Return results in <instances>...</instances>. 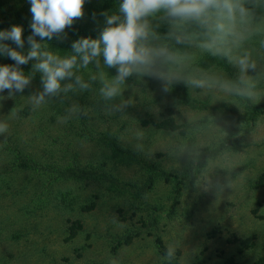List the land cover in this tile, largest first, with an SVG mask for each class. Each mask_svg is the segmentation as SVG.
<instances>
[{
	"label": "rangeland",
	"instance_id": "rangeland-1",
	"mask_svg": "<svg viewBox=\"0 0 264 264\" xmlns=\"http://www.w3.org/2000/svg\"><path fill=\"white\" fill-rule=\"evenodd\" d=\"M7 1L25 12H10L0 30L23 25L24 44L2 42L28 53L30 5ZM104 2H85L72 26L105 30L118 12L99 22L91 4L99 10ZM233 2L246 14L236 13L231 24L214 12L187 29L189 19L165 10L142 18L147 35L137 46L152 53L151 63L130 66L119 83V65H107L102 52L85 64L90 53L80 51L77 69L51 93L37 67L42 57L22 65L0 59L28 79L22 90L0 91V264H163L177 251L182 264H232L231 258L264 264V0ZM172 29L173 41L166 39ZM33 39L40 52L73 57L71 46L58 47L62 41L55 36ZM109 87L117 89L112 96L106 95ZM109 131L131 153L112 151L104 139ZM14 148L24 157L61 167L73 162V170L94 173L47 180L51 202L19 220L15 208L21 202L13 205L6 181L32 180L26 192H41L43 184L37 189L34 183L45 176L8 170L7 153ZM193 164L192 181L180 183L153 168L187 177ZM74 225L77 234L70 238Z\"/></svg>",
	"mask_w": 264,
	"mask_h": 264
},
{
	"label": "clouds",
	"instance_id": "clouds-1",
	"mask_svg": "<svg viewBox=\"0 0 264 264\" xmlns=\"http://www.w3.org/2000/svg\"><path fill=\"white\" fill-rule=\"evenodd\" d=\"M27 2L32 17L30 25L32 35L28 37L30 51L23 55L0 43V55L7 54L15 65L42 57L37 67L46 76L45 92L51 93L59 88L60 79L72 68L73 59H57L50 53L40 52L41 45L33 38L51 39L54 34L61 32L74 18L82 15L85 0H27ZM159 10H165L173 17L201 22H206L214 12L218 20H227L230 24L235 20L236 13H239L241 18L246 14L245 9L233 0H122L120 11L124 14L123 22L116 23L118 17H109L106 21L108 27L98 41L84 39L73 47L76 51L90 53L83 56L85 64L90 57L100 55L102 52L107 65H119V76L116 81L119 83L133 70L130 66H147L151 63L152 53L137 46V42L147 35L146 25L140 21ZM216 28L224 31L225 25L217 23ZM23 32V25L14 24L7 30H0V41L11 40L18 47H23ZM239 63L242 67L246 65L244 59H240ZM27 84L28 79L15 66L0 65V91L22 90ZM116 91L115 87H109L106 95L112 96Z\"/></svg>",
	"mask_w": 264,
	"mask_h": 264
},
{
	"label": "trees",
	"instance_id": "trees-1",
	"mask_svg": "<svg viewBox=\"0 0 264 264\" xmlns=\"http://www.w3.org/2000/svg\"><path fill=\"white\" fill-rule=\"evenodd\" d=\"M89 0H85V2H88ZM118 1H122V0H105L104 4L100 5V9L98 10L94 4L92 5L91 4V8L93 9V15L96 17V19L99 21V22H102L101 20H104L107 16L109 17L110 14H112L113 12H118V14H112L111 16H116L118 17L119 19H122L124 18V14L120 11V7L118 6ZM16 6L18 5H13L10 6V4L8 3L7 0H0V29L2 28H6V25L7 23L9 22V18H10V12H13L15 9H18L16 14H24V10L21 8V7H17L15 8ZM104 8L103 10L101 9ZM117 19V20H119ZM195 22V20H189L186 24H185V27L186 29L189 28L193 23ZM67 27H69L71 30H69L68 32V36H65V32H59V33H56L54 34L53 36H55L57 39H60L62 41L61 44L58 45V47H60V45L64 48L66 47H69L71 46V49L74 51L73 52V57L71 59H73V66H72V70L74 69H77V64H79L81 61V53L80 51H76V49L73 47V45H70L71 41L72 43L74 44L75 42V39L74 38H78L79 37V41H82L84 39H89V40H99L102 32L104 30L103 27L104 25L101 27V31L99 32H95L93 31L92 32V29L89 31L87 27H84L81 28V27H78V26H75L72 24L68 25ZM185 31V28H181L178 29V32L177 30H173L172 29V32L169 33L168 35H166V39H171V35L172 33L174 32H177L179 33L180 36H183V33ZM92 34L91 36H89V34ZM185 35V33H184ZM174 38L171 39V41H173ZM0 43H2L3 45H5L6 47L8 48H11V46L9 45H6L5 42H2L0 41ZM170 47H173V44L171 42L168 43L166 49H168L166 52H168L170 49ZM12 49H15L16 51L20 52L21 54L23 55H27L26 52H23L22 49H18L17 46L12 48ZM77 52V53H76ZM3 58L7 61H13L11 60L7 54H3V55H0V59ZM4 60V61H5ZM15 62L13 61V64ZM241 95H243V91L241 90ZM259 110H257L256 112H258ZM104 139L108 141V145L110 146L111 150L114 151V152H118L120 154H128V153H131L130 152V149L129 148H124L120 145L119 142L116 141V135H114L112 132H108L107 134H105L104 136ZM14 151V152H13ZM215 153V152H214ZM8 157L10 158L11 160V167L8 169H12V168H16V171H17V168H19L20 170H29L31 171L33 174H37L39 176H45V179H43V177H39L38 180L35 184V187L39 188L41 186V184L39 182H41L44 186L43 190L41 192H37L36 190H34V188H30L29 192H26V190H28V187L30 185H32V180H27L25 183H24V178H16V182H13V181H6V183L8 185H11L12 187V190H10V197L11 199L13 200V205L15 207H17L16 205L17 204H20V206L18 208H15V211L16 213L18 214L17 217L19 220L23 219L25 216H32V213L34 212L35 214L39 211H44L45 210V206H47L50 202H51V190H50V187L47 186L48 185V182H46L47 180H53V178H55V176L57 177H63L62 179L63 180H69L71 178H78V179H81L82 176L87 172H83V171H75L73 170L74 166L73 165V162L69 163V165L67 167H61V166H56L54 164H51V162H43V160H38L36 158H32V157H24V154L21 153L18 148H14L11 152V156L10 154H8ZM86 167L90 166V163L89 165H85ZM194 164L191 166V169H190V172L188 174L187 177H183V176H179V175H172V174H167V172H165L164 170H159L158 168H156L155 166H153L154 168V171L156 173H162L163 175L167 176V177H172L174 178V180L177 182V183H180V182H187V181H192V172H194ZM7 170V171H8ZM94 173L93 170H88V174H92ZM87 174V175H88ZM85 175V176H87ZM264 177V176H263ZM5 178V177H3ZM154 179V174L150 176V180L153 181ZM264 180V178H262ZM13 180V178H12ZM19 185V186H17ZM15 187V188H14ZM18 187V188H17ZM37 188V189H38ZM45 197L44 198V201L43 203L41 204H38L37 205V209L36 207L34 209L33 206L35 204V202L37 200H41L42 197ZM59 196V195H57ZM66 197V196H64ZM39 200V201H40ZM64 199H59L57 200L60 201V202H63ZM75 229L74 230V233L72 234V236H70V238L74 237L76 234H77V230H78V227L77 226H73ZM81 227V226H80ZM76 231V232H75ZM163 247H165L164 245L161 246V248L163 249ZM168 250L164 248V250H162V253L164 255H167L168 253ZM232 264H239L234 262L235 259H232ZM163 264H182L181 260H180V251H177L176 253H172L169 255V258L167 260L164 261ZM190 264H205V260L203 259H196L194 260L192 263Z\"/></svg>",
	"mask_w": 264,
	"mask_h": 264
}]
</instances>
